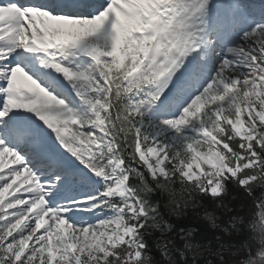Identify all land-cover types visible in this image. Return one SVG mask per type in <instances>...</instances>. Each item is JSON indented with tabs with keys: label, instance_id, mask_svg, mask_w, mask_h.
<instances>
[{
	"label": "snow or ice",
	"instance_id": "1",
	"mask_svg": "<svg viewBox=\"0 0 264 264\" xmlns=\"http://www.w3.org/2000/svg\"><path fill=\"white\" fill-rule=\"evenodd\" d=\"M228 180L264 191V0H0V264H149L151 198Z\"/></svg>",
	"mask_w": 264,
	"mask_h": 264
},
{
	"label": "trees",
	"instance_id": "2",
	"mask_svg": "<svg viewBox=\"0 0 264 264\" xmlns=\"http://www.w3.org/2000/svg\"><path fill=\"white\" fill-rule=\"evenodd\" d=\"M222 193L196 196L179 217L170 214L164 198L153 196V203L159 202L156 226L150 223L144 234L150 264H243L255 255L259 239L253 226L264 191L257 186L249 195L228 180ZM206 213L219 218L215 227L203 218ZM189 246H198L202 254L194 258Z\"/></svg>",
	"mask_w": 264,
	"mask_h": 264
},
{
	"label": "clouds",
	"instance_id": "3",
	"mask_svg": "<svg viewBox=\"0 0 264 264\" xmlns=\"http://www.w3.org/2000/svg\"><path fill=\"white\" fill-rule=\"evenodd\" d=\"M168 208L171 215L179 217L183 214V209L178 206L172 207L170 204ZM203 218L207 219L213 227L216 226L219 219L218 217H214L211 213H206ZM260 221L261 224L264 225V212H262L260 215ZM189 252L193 255L194 258L202 254L198 246H189ZM150 260L151 258L149 257V264ZM243 264H264V235H262L258 241V248L255 255H249V258L244 261Z\"/></svg>",
	"mask_w": 264,
	"mask_h": 264
},
{
	"label": "rangeland",
	"instance_id": "4",
	"mask_svg": "<svg viewBox=\"0 0 264 264\" xmlns=\"http://www.w3.org/2000/svg\"><path fill=\"white\" fill-rule=\"evenodd\" d=\"M206 167V166H205ZM263 229H264V225H263Z\"/></svg>",
	"mask_w": 264,
	"mask_h": 264
}]
</instances>
